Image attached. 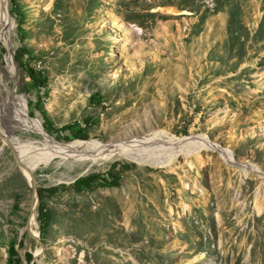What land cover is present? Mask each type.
Wrapping results in <instances>:
<instances>
[{"label":"rangeland","instance_id":"374dc122","mask_svg":"<svg viewBox=\"0 0 264 264\" xmlns=\"http://www.w3.org/2000/svg\"><path fill=\"white\" fill-rule=\"evenodd\" d=\"M7 2L0 128L9 123L2 106L21 99L27 121L15 124L25 162L43 159L46 148L41 115L28 105L36 90L14 60L19 48L44 77L39 96L53 129L88 119L85 141L132 140L137 129L214 147L196 158L190 145L173 158L166 144L147 145L152 160H170L165 168L120 156L101 165L71 156L40 163L37 189L66 188L45 196L44 232L35 211L32 231L44 246L35 264H264V0ZM145 95L136 110L134 98ZM59 136L46 140L81 141ZM114 162L131 166L118 187L70 188ZM27 183L0 139V264L10 244L22 264L40 251L25 232L34 202Z\"/></svg>","mask_w":264,"mask_h":264},{"label":"bare ground","instance_id":"6f19581e","mask_svg":"<svg viewBox=\"0 0 264 264\" xmlns=\"http://www.w3.org/2000/svg\"><path fill=\"white\" fill-rule=\"evenodd\" d=\"M9 19L6 12V2L5 0H0V28L2 25L8 26ZM4 31L0 32V42L4 40L3 38ZM4 42V41H3ZM7 59V58H6ZM9 60V58H8ZM147 99V96L134 98L136 110L140 109V105ZM13 100V98H12ZM4 103V102H3ZM2 107L5 108L8 117L9 123L7 126L2 129L0 128V135L3 141L10 145L11 149L14 152L16 160L20 163L22 174L27 179L29 183L32 179V173L37 168L40 163H47L49 160L56 156H63L67 158L71 156L73 162L77 161L88 162L92 165L95 164H103L106 161L113 159L116 156H120L122 158H128L131 162H134L138 165H149L154 168H165V166H169L170 160L167 161H156L155 159L150 157V155L146 154L148 152L147 145H150L155 142H160L162 144H166L172 150V157L175 158L179 154H187L188 146H194V153L196 154V158H198L199 150L202 148H214L213 146H208L209 144L206 141H203L199 138H177L171 136L169 133L165 131H157L149 134L139 135V130L131 131L132 136L136 135V137L132 140L127 141H119V142H109L102 143L98 140H89V141H74L68 144H59L48 142L46 140V136L42 133L45 142L43 147L46 148L43 154V159L38 160L34 163L25 162L22 158L18 145L21 143L17 133V127L15 122L27 121V117L24 111V103L21 99H15L13 102H9L4 104ZM130 132V131H129ZM128 136V135H127ZM130 136V135H129ZM131 136V137H132ZM117 141V140H116ZM157 144V143H156ZM127 149H131V151L135 152L133 156H129L130 153H126ZM151 149V148H150ZM216 149V148H215ZM186 153H183V152ZM128 155V156H127ZM131 155V154H130ZM223 160L226 163L231 162V158L223 154ZM154 157V156H153ZM241 164H238V167H241ZM248 171L254 172L257 171L255 168L249 165H244ZM34 223V218L31 217L29 222L27 223V229L32 231V227ZM35 234V232H33Z\"/></svg>","mask_w":264,"mask_h":264},{"label":"trees","instance_id":"16d2710c","mask_svg":"<svg viewBox=\"0 0 264 264\" xmlns=\"http://www.w3.org/2000/svg\"><path fill=\"white\" fill-rule=\"evenodd\" d=\"M14 60L17 67L21 70L24 77H26V79L28 80V86L36 90L37 100L34 103H31L29 101L28 105L29 107L34 106V109H36L40 113L42 119V128L44 132L49 136L61 134V137L59 136L57 140H63L66 142L73 140L85 141L87 138L86 126L90 125L88 119L84 120L82 123L74 122L61 128L53 129L51 123L44 117V111L39 92L41 89L46 88L45 80L39 71L30 66L31 61L33 60V56L31 55V53L24 48H19L15 53ZM99 100L100 96L97 94H94L90 97V102H92L93 104H97ZM29 115L32 116L31 113H29ZM130 168L131 166L129 165L114 162L108 167L107 171L103 173L91 174L75 180L72 185H70V188H72L77 193L91 192L99 188H116L119 185V180L123 173ZM65 188V186L61 185L60 187L37 189V196L40 203L36 210V221L41 228V232H44V229L49 222V213L46 211L43 205L45 196L52 195L53 193ZM31 258L32 255L25 254V260L27 263L30 262ZM7 264H22L21 259L18 257L16 251L14 250L13 244L9 245Z\"/></svg>","mask_w":264,"mask_h":264},{"label":"water","instance_id":"95a60500","mask_svg":"<svg viewBox=\"0 0 264 264\" xmlns=\"http://www.w3.org/2000/svg\"><path fill=\"white\" fill-rule=\"evenodd\" d=\"M5 2H6V12H7V16H8V19H9V13H8V2H7V0H5ZM6 27H7V26H5V25L3 26V25H2V27L0 28V32L4 31ZM41 130L43 131L44 135L49 136L48 134H46V133L44 132V130H43V128H42V125H41ZM0 139L2 140L1 135H0ZM2 141H3V140H2ZM3 143H4V144L6 145V147L11 151V153L13 154V156H14V158H15V160H16V157H15L14 152H13V150L11 149L10 145L7 144L5 141H3ZM16 163H17V166H18V168H19V171H20L21 174H22V169H21L22 167H21L20 163H19L17 160H16ZM27 184H28V186L30 187V189H31V191H32V196H33V200H34L33 204H32L31 207H30V210H29V215H28V218H27V222H28V220L31 219V217L34 216L35 211H36V208H37V206H38V201H39V200H38V196H37V185H36L35 181L31 180V181H30L29 183H27ZM25 232L27 233V235H28L31 239H33V240L36 242V244H37V245L39 246V248H40V251H39V252H37V253H35V254L32 255V258H31L30 262L28 263V264H34L35 261L37 260V258L43 254L44 246H43V244L41 243L40 238H39V236H38L37 234H34L33 232H31V230L27 229V227H25Z\"/></svg>","mask_w":264,"mask_h":264}]
</instances>
